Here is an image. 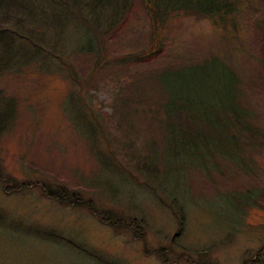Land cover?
Masks as SVG:
<instances>
[{"label": "rangeland", "instance_id": "rangeland-1", "mask_svg": "<svg viewBox=\"0 0 264 264\" xmlns=\"http://www.w3.org/2000/svg\"><path fill=\"white\" fill-rule=\"evenodd\" d=\"M235 1L237 23L230 27L193 8L171 12L160 52L147 60L131 57L152 42L142 0L117 9L104 33L90 27L91 48L78 45L86 29L57 30L51 18L33 26L36 19L28 23L12 11L0 17V52L3 34L18 38L15 33L33 27L44 38L37 61L0 75V96L14 102L0 132V264L253 259L264 245V0ZM78 6L83 11L76 16L87 14ZM211 58L238 75L252 128L241 135L242 156L216 155L204 169L201 162L166 168L161 104L167 92L159 74ZM197 85L211 89L210 81ZM186 88L197 91L192 82ZM176 205L186 213V229H179L183 213ZM163 247L174 248V256L191 254L164 263Z\"/></svg>", "mask_w": 264, "mask_h": 264}, {"label": "trees", "instance_id": "trees-1", "mask_svg": "<svg viewBox=\"0 0 264 264\" xmlns=\"http://www.w3.org/2000/svg\"><path fill=\"white\" fill-rule=\"evenodd\" d=\"M142 1L152 21V42L144 51L131 56L141 60L150 59L160 52L163 42V26L173 11L193 8L204 13L213 23L222 27L235 26L237 23L235 0ZM128 4L129 0H0V17L12 11L28 23L36 19V22L33 21L35 23L33 26H36L40 20L44 24L51 18V24L57 30L65 31L70 25L78 29L77 32L86 29L87 34L78 41V45L91 48L95 38L94 32L104 33L107 25L116 19L117 9L125 10ZM78 5L87 8V14L76 16L78 11H83L82 8H78ZM51 15L57 17L58 20L53 21ZM91 20L94 21V26ZM90 27L94 32H88ZM44 29L47 30V27ZM26 32V30H21L19 34L15 33L18 38L13 34L2 35L5 49L0 52V75L21 64L38 60L40 55L38 52L43 49L44 38L39 36L33 27L29 33ZM21 40H26L28 44H18ZM27 46L37 50H29ZM262 54L264 66V41ZM213 63L214 68L210 66ZM67 73L69 77L72 75L68 70ZM159 75L167 92V99L161 104L164 123L161 162H167L166 168L169 162H185L184 168L190 166L187 162H201L200 167L204 169L207 166L206 162H213L216 155L235 159L242 156L241 135L246 136V130L249 131L252 128L247 122L249 112L239 101L238 75L227 62L211 58L199 64L166 70ZM199 81H210V91L200 89L201 87L197 85ZM177 82L182 84L180 88L175 86ZM190 82L197 86L196 92H191L186 88V84ZM0 103L1 132L12 117L14 102L0 96ZM157 161V155H154L152 162ZM158 187L165 192L163 185ZM175 195L171 194L169 197L174 202L177 197ZM239 199L243 201L242 196H239ZM176 207L178 208V205ZM178 210L182 212L179 208ZM182 213V218L178 222L181 226L179 229L184 227L186 229V213L184 211ZM181 231L179 230L175 236H179ZM158 251L165 254L162 258L164 263L169 262V257L180 259L182 255L185 257L191 254L179 252L174 256L175 249L167 247L159 248ZM249 264H264V248L259 251L257 259Z\"/></svg>", "mask_w": 264, "mask_h": 264}]
</instances>
